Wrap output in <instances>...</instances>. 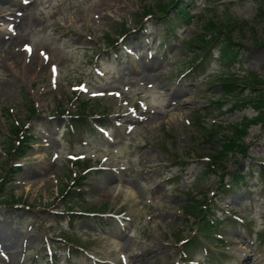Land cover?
Wrapping results in <instances>:
<instances>
[{
	"label": "rangeland",
	"instance_id": "1",
	"mask_svg": "<svg viewBox=\"0 0 264 264\" xmlns=\"http://www.w3.org/2000/svg\"><path fill=\"white\" fill-rule=\"evenodd\" d=\"M172 1L177 0L0 2L5 8L0 17L21 14L15 21L0 20L1 44L11 37L17 44L14 59L0 54V174L10 165L22 168L15 184L0 192V201L14 194L18 203L0 205V219L13 220L11 235L26 247L24 257H13L0 242V264H186L183 242L200 237L203 226L184 210L191 205L198 212L202 201L221 211L217 218L232 212L246 222H226V249L213 251L228 260L218 264H264V123L238 139L245 154L238 152L225 164L227 172H252L255 178L224 199L219 191L224 169L209 171L216 146L204 137L229 134L245 118L260 116L264 8L258 4L264 0L211 5L186 0L194 1L191 14L201 19L168 22L167 37L168 18L161 8ZM226 32L243 45L240 62L231 66L239 76L220 77L217 59L200 77L188 75L202 52L194 42ZM114 39L121 42L119 55L108 49ZM228 79L255 88L243 96L253 105L226 113L211 105L225 98L220 83ZM80 93L96 101L89 111L105 114L109 127L71 142L65 131L69 119L56 111L74 112ZM26 94L37 108L28 125L37 139L18 161L9 157L6 142L10 124L27 123ZM78 160L89 161L88 169ZM85 174L80 181L85 200L77 210L106 213L78 211L72 218L63 195L78 190L76 181ZM66 240H77L79 249ZM190 257L194 264L204 261L201 252Z\"/></svg>",
	"mask_w": 264,
	"mask_h": 264
},
{
	"label": "trees",
	"instance_id": "2",
	"mask_svg": "<svg viewBox=\"0 0 264 264\" xmlns=\"http://www.w3.org/2000/svg\"><path fill=\"white\" fill-rule=\"evenodd\" d=\"M259 2V0H256ZM173 5H175V16L176 17H182L187 18L189 17V10L191 8H187L185 4V0H177L174 1ZM264 8V4L259 3L258 6ZM167 7H165V10ZM258 18V16H256ZM192 18V17H191ZM194 18V17H193ZM195 48L201 49V53H198L195 55V58L193 60V64L190 66L191 74L193 75H200L201 71L203 72V69L206 68L208 63L215 59H219V61L224 65V69L221 71V73L225 74L226 72H229L231 70V66L237 64L240 62V53L243 49V45L233 41L231 36L226 32L223 36L215 35L211 37L209 40L203 41L202 39H199V41H195ZM114 46V49H116L115 44H112ZM204 73V72H203ZM221 87L224 90L223 98L222 100H219L217 102H212L211 105L216 106L218 110H221L223 113L227 112H234L236 110H244L249 106L250 104L253 105V99L251 98H244L245 89L251 88L255 89L252 86H249L247 84H240L236 81H233L232 79L223 80L221 82ZM24 104L26 105L28 109V120L34 119L37 117L38 113L36 108L33 106V103L30 99V97L26 94L24 96ZM259 103H262L263 106L259 105L257 108L260 111V116L254 119L245 118L244 121L239 124L238 126L233 125L231 127V133L229 134H222L218 135L214 132L205 133L204 137L207 140V143H213L216 147L212 148L214 150V153L210 157V164L208 165V169L210 172H214V169H217L221 167L225 175H221L220 179V191L222 192V195H227L233 193L238 187L247 186L249 183L250 178H254L253 173L249 174H234L232 172H227V169L225 168V163L229 161V159L236 153L240 152L242 154H245L246 152V145L240 144L238 142V139H242L244 136H246L249 132V128L253 124H258L259 121H263L264 123V96L258 100ZM76 103H79V106H76V110L74 112H71L69 109L65 110H57L56 114L59 115H67L69 119V131L74 134L75 132H83L86 133L88 131L92 130L91 125L88 123V120L93 118L95 121H97V125L103 126L105 125L104 116L102 114H98L95 111H89V103L86 101H81L78 99ZM230 104L231 106L224 110V106ZM210 112L209 110L206 112L208 115ZM200 121V117H197ZM23 124V122H22ZM24 125V124H23ZM20 126L16 125L14 122L10 124L9 131L11 132V136L8 137V140L6 142L7 144V150L10 157H21L26 155L25 149H29V144L32 143V141L35 139V136L30 131V129L26 126ZM217 125V124H216ZM217 126L223 127V124H218ZM207 131V130H206ZM21 168H12V166L9 168H4V174L0 175V192L4 193L5 190L9 189L15 181V178L18 176L19 171ZM231 177L227 179L228 176ZM85 176H82L78 179V183L76 184V187H78V190L75 192L69 191L66 192V195L64 198L66 199V211L68 213L69 217L74 218L76 216V206L84 200V196L81 193L82 184L80 181H83ZM11 183V184H10ZM10 184V185H9ZM6 200L0 201V204L3 205L5 203L12 204L16 203L17 200L12 194L10 197L5 198ZM76 202V203H75ZM207 203L204 202L201 204L200 210L198 212H195L197 210V207H192L191 205L187 207V215L192 217H198V219H201V223L204 226L203 229L200 230L203 234L202 238H199L198 236H194L192 239L188 240L185 244V259H188L187 254H190L192 252H195L197 248L200 247H206V242L203 241L205 239L209 244L214 245V239L216 235L211 236V228L213 227L211 222L213 221V218H207L208 211L206 210ZM204 207V208H203ZM205 209V211L203 210ZM191 210V211H190ZM211 211V209H210ZM86 213L94 212L93 209H85ZM199 215V216H198ZM207 227V228H206ZM216 234H219L216 232ZM210 238V239H207Z\"/></svg>",
	"mask_w": 264,
	"mask_h": 264
},
{
	"label": "bare ground",
	"instance_id": "3",
	"mask_svg": "<svg viewBox=\"0 0 264 264\" xmlns=\"http://www.w3.org/2000/svg\"><path fill=\"white\" fill-rule=\"evenodd\" d=\"M3 0H0L2 2ZM28 1V0H23ZM5 11V8L1 6L0 8V14ZM21 14L17 12H12L10 14H6L5 16H1L0 20H7L12 18L13 21L20 18H15V16H19ZM23 20H18L15 22V24H20L22 26ZM14 24V23H13ZM14 24V26H15ZM2 40H5L2 35H0V54L4 55L5 58L8 59H14L13 55V48L17 46L15 39L11 37V41L9 43H6L5 45H2ZM15 53V52H14ZM13 220L7 219V217L0 219V242L2 243V249L4 251H7L9 255L16 257V256H25L26 247L25 242L19 243L17 239H15L11 233H13V227L12 222ZM17 264H21L18 262Z\"/></svg>",
	"mask_w": 264,
	"mask_h": 264
}]
</instances>
